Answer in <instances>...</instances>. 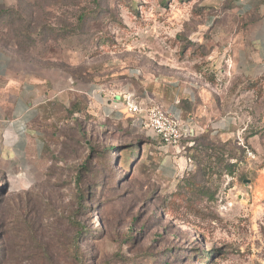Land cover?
<instances>
[{
  "label": "rangeland",
  "instance_id": "374dc122",
  "mask_svg": "<svg viewBox=\"0 0 264 264\" xmlns=\"http://www.w3.org/2000/svg\"><path fill=\"white\" fill-rule=\"evenodd\" d=\"M0 9V48L56 83L20 140L0 125V264H264V65L246 44L264 0H0ZM144 78L193 80L210 95L206 129L182 142L184 165L169 180L158 171L162 143L130 116L99 119L77 92ZM75 96L86 110L72 112ZM222 118L232 123L218 137ZM229 142L236 158L205 151Z\"/></svg>",
  "mask_w": 264,
  "mask_h": 264
},
{
  "label": "crops",
  "instance_id": "0c3cea01",
  "mask_svg": "<svg viewBox=\"0 0 264 264\" xmlns=\"http://www.w3.org/2000/svg\"><path fill=\"white\" fill-rule=\"evenodd\" d=\"M255 24H258V21L249 26L246 44L252 50V59L257 64L264 65V19L259 26L254 27ZM242 53L245 60L248 61L251 58L244 51ZM241 54L239 53V58ZM51 76L45 70L34 72L26 66L25 62L17 60L11 53L0 49V125L11 124L13 126L11 130L17 135V140L22 138V126L35 115L33 104H36L46 92L48 95L56 93L55 79L50 78ZM65 79L64 77L63 89L71 90V79ZM77 92L88 98L90 106L99 119L108 118L118 122L127 119L130 114L122 98L124 93L133 92L139 95L137 96L143 103L152 100L172 116L187 120L192 131L193 128L197 131L202 130V127L206 129L201 122H205L208 118L205 110L210 107V95L208 90L199 87L193 80L155 81L144 78L134 84H126L119 90L91 86ZM231 123V119L222 118L213 123L211 129L215 131L213 133L218 134V137H223L228 135ZM152 140L161 143L153 136ZM180 148L184 147L180 145L176 148L175 155L172 153L174 150L163 145L157 148L162 153L158 171L165 179L176 177L178 169L184 165L181 162Z\"/></svg>",
  "mask_w": 264,
  "mask_h": 264
},
{
  "label": "built area",
  "instance_id": "2783aa9c",
  "mask_svg": "<svg viewBox=\"0 0 264 264\" xmlns=\"http://www.w3.org/2000/svg\"><path fill=\"white\" fill-rule=\"evenodd\" d=\"M122 101L132 118L131 126L150 132L164 147L175 151L192 137L187 120L172 116L152 100L143 103L133 92H128L123 94Z\"/></svg>",
  "mask_w": 264,
  "mask_h": 264
},
{
  "label": "trees",
  "instance_id": "16d2710c",
  "mask_svg": "<svg viewBox=\"0 0 264 264\" xmlns=\"http://www.w3.org/2000/svg\"><path fill=\"white\" fill-rule=\"evenodd\" d=\"M1 10V9H0ZM7 12V11H6ZM0 49H2V48H0ZM2 50H6V49H2ZM7 52H9L8 50H6ZM9 53H11V52H9ZM12 55H13V53H11ZM76 97V98H75ZM74 98H75V101L72 103V105H71V110H72V112L73 113H77V112H82V110L80 109V108H83V109H85L86 110V107H85V104L84 103H86V100H85V98H83L82 96H75ZM85 107V108H84ZM206 132V131H205ZM204 132V133H205ZM207 133V132H206ZM195 145V147H197L198 146V144H197V146H196V143L194 144ZM233 145V142H229V143H227V144H225L224 145V147L226 148L227 146H229V149H221L220 147L219 148H217V146H216V144H212V143H210V144H208L205 148V151H206V153H207V151H215V154L214 155H212V157H214V159H218V155L219 156H222L224 153H226L227 155H228V158L229 159H233V158H236V154L237 153H240V148H236L235 146H232ZM138 146L139 145H137L136 147H133L132 149H130L129 151H128V153L129 154H131V153H133V149L134 148H138ZM230 146H231V148H230ZM192 148H194V146L192 147ZM219 160V159H218ZM219 162V161H218ZM228 168H229V174H232L233 172H234V168H235V164H229L228 165ZM81 263V262H80Z\"/></svg>",
  "mask_w": 264,
  "mask_h": 264
}]
</instances>
